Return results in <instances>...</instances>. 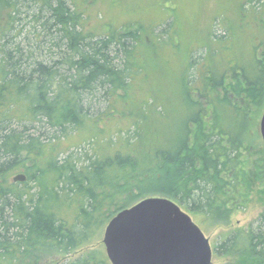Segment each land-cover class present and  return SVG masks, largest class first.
<instances>
[{
  "label": "trees",
  "instance_id": "16d2710c",
  "mask_svg": "<svg viewBox=\"0 0 264 264\" xmlns=\"http://www.w3.org/2000/svg\"><path fill=\"white\" fill-rule=\"evenodd\" d=\"M256 2L262 18L264 0ZM26 6L33 37L10 47L7 38L21 36L16 27ZM85 18L75 0H0V264L69 255L146 198L176 202L205 234L228 226L251 203L245 164L258 140L253 113L264 109V41L222 71L208 47L207 55L193 52L168 112L156 98L135 102L129 94L147 69L143 28L93 35ZM149 34L153 50L163 44ZM101 117L121 126L126 117L129 125L84 157L63 148ZM20 169L27 180L10 182ZM255 177L264 190V153ZM215 243L218 256L264 264V209L249 228ZM62 264L111 263L90 253Z\"/></svg>",
  "mask_w": 264,
  "mask_h": 264
},
{
  "label": "rangeland",
  "instance_id": "374dc122",
  "mask_svg": "<svg viewBox=\"0 0 264 264\" xmlns=\"http://www.w3.org/2000/svg\"><path fill=\"white\" fill-rule=\"evenodd\" d=\"M255 2L256 0H75V6L86 17L87 32L93 35H101L111 29L123 30L128 25L133 29L139 26L143 28L144 42L141 41L140 46L147 69L132 86L130 85L129 94L135 102L148 97L156 98L165 103L169 112L170 104L178 103L180 99L179 95L177 96L178 89L184 77H187L185 68L193 52H196L194 56L201 57L207 55L209 48L210 54H213L209 57L214 59V64L222 71L226 69L227 62H238L242 56L245 57L243 60L245 62L254 46L264 41V25L261 23L264 22V17L260 18L258 12L254 10L258 7ZM27 7H24L25 10L23 8L22 22L16 27V32H21V36L14 40L11 37L7 38L11 41L10 47L17 42L25 46L28 39L33 37L32 29L27 24L30 19L27 13H31ZM3 12L5 15L6 10L3 9ZM164 28L167 30L165 34L162 32ZM153 32L161 39V43L163 42L154 50L147 35ZM254 114L258 120V140L255 148L246 154L245 164L251 187V203L245 211L236 212L228 226L218 227L211 234H205L213 252L218 236L239 228H249L264 209V190L255 177V163L264 153V143L260 134L264 109L262 111L255 109ZM121 120L122 126L129 125L126 117ZM112 121L111 118L101 117L95 128L85 127L67 138L63 148H70V152H78L79 155H83L82 157L90 148L101 150L121 126ZM88 141L92 143L91 147H88ZM20 175H25L23 169L13 172L9 181L14 182L13 179ZM109 222L101 227L93 241L69 255L37 253L26 256L19 264H62L66 260H75L90 253H97L108 259L103 240ZM250 260L246 255L221 257L214 252L212 264H243Z\"/></svg>",
  "mask_w": 264,
  "mask_h": 264
},
{
  "label": "water",
  "instance_id": "95a60500",
  "mask_svg": "<svg viewBox=\"0 0 264 264\" xmlns=\"http://www.w3.org/2000/svg\"><path fill=\"white\" fill-rule=\"evenodd\" d=\"M264 143V114L260 122ZM26 175L13 179L25 182ZM104 245L111 264H212L213 248L200 226L176 202L146 198L108 223Z\"/></svg>",
  "mask_w": 264,
  "mask_h": 264
}]
</instances>
